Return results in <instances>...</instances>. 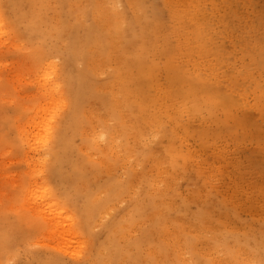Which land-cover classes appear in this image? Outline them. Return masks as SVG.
Here are the masks:
<instances>
[{"label": "rangeland", "instance_id": "rangeland-1", "mask_svg": "<svg viewBox=\"0 0 264 264\" xmlns=\"http://www.w3.org/2000/svg\"><path fill=\"white\" fill-rule=\"evenodd\" d=\"M0 264H264V0H0Z\"/></svg>", "mask_w": 264, "mask_h": 264}, {"label": "bare ground", "instance_id": "bare-ground-1", "mask_svg": "<svg viewBox=\"0 0 264 264\" xmlns=\"http://www.w3.org/2000/svg\"><path fill=\"white\" fill-rule=\"evenodd\" d=\"M42 70H43V69H42ZM47 75H48V74H47ZM53 86H54V85H53ZM48 95H49V94H48ZM36 115H37V114H36ZM36 125H38V124H36ZM36 128H37V127H36ZM48 129H49V128H48ZM35 131H36V130H35ZM43 132H44V131H43ZM43 132H42V133H43ZM34 134H35V133H34ZM43 138H44V137H43ZM45 202H48V201H47V200H46V201H43L44 206H45ZM48 203H49V202H48ZM55 204H56V203H55ZM56 205H57V204H56ZM41 206H42V205H41ZM47 206L50 207V204H49V205L47 204ZM47 206H46V207H47ZM51 206H52L51 209H52L53 207L55 208V205H51ZM49 207H48V208H49ZM56 207H57V206H56ZM43 208H44V207H43ZM49 209H50V208H49ZM49 209H48V211H49ZM42 210H43V209H42ZM46 210H47V208H46ZM43 212H44V211H43ZM55 212H57V210H55L54 213H55ZM58 212H61V211H58ZM44 214L46 215V213H44ZM63 214H64V213H62V215H63ZM45 217H47V215H46ZM62 217H63V216H62ZM59 218H60V217H59ZM51 220H52V219H51ZM59 220H62V218H60ZM63 220H64V219H63ZM63 220H62V223L64 222ZM51 222H52V221H51ZM60 225H61V223H60ZM67 228H68V227H67ZM67 230H68V229H67ZM67 230H66V231H67ZM66 233L68 234V232H66ZM66 233H64V234H66ZM67 234H66V235H67ZM71 236H72V234H71ZM71 236H70V237H71Z\"/></svg>", "mask_w": 264, "mask_h": 264}]
</instances>
